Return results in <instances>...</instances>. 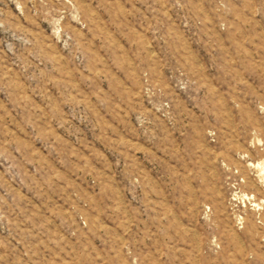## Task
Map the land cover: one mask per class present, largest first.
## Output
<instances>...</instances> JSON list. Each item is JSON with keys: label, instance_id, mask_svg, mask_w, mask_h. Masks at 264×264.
Returning <instances> with one entry per match:
<instances>
[{"label": "rangeland", "instance_id": "rangeland-1", "mask_svg": "<svg viewBox=\"0 0 264 264\" xmlns=\"http://www.w3.org/2000/svg\"><path fill=\"white\" fill-rule=\"evenodd\" d=\"M0 264H264V0H0Z\"/></svg>", "mask_w": 264, "mask_h": 264}, {"label": "bare ground", "instance_id": "bare-ground-1", "mask_svg": "<svg viewBox=\"0 0 264 264\" xmlns=\"http://www.w3.org/2000/svg\"><path fill=\"white\" fill-rule=\"evenodd\" d=\"M263 169V168H262ZM261 170V169H260Z\"/></svg>", "mask_w": 264, "mask_h": 264}]
</instances>
